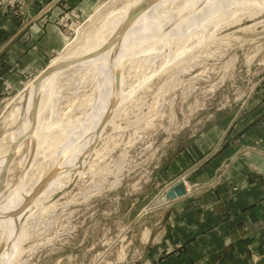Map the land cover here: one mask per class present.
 <instances>
[{"label": "rangeland", "instance_id": "1", "mask_svg": "<svg viewBox=\"0 0 264 264\" xmlns=\"http://www.w3.org/2000/svg\"><path fill=\"white\" fill-rule=\"evenodd\" d=\"M84 1L47 0L41 6L44 0H0V11L11 19L4 29L0 27L6 32L1 38L8 42L15 36L0 53V61L5 63L0 66V137L7 129H20V118L10 126L4 120L12 103L26 104L27 85L55 57L82 43L83 38L77 33H89L99 24L100 15L90 20L96 8L109 1L106 9L119 8L127 0ZM240 15L238 22L218 26L211 40L188 51L178 65L165 63L168 48L151 58L140 53L125 58V91H135L105 126L102 138L94 144L81 170L72 161L66 171L60 169L36 192L39 194L60 179L64 186L67 184L63 192L57 189L50 199L44 200L47 209L31 206L34 218L17 228V235L22 230L24 236L20 242L16 240L15 258L7 264H143L137 260L144 238L143 224L149 213L156 218L160 215L158 209L163 206L170 179L182 173L188 195L198 189L191 185L195 172L188 171L196 163L195 157L213 135L227 129L264 76V5L247 1ZM52 19L61 39L59 47L44 54L41 67L32 69L29 65L35 60L33 46H24L31 41V25ZM205 30L206 34L212 33L213 27L208 25ZM174 49L172 44L171 50ZM12 58L14 65L22 63L14 72L8 68ZM160 66L162 73L139 86L144 74L148 76ZM77 68L66 67L58 76L48 98V105H52L42 112L45 122L61 119L76 125L90 112L92 101L100 97L95 88L97 78L92 79L86 69ZM20 95L21 101L17 99ZM57 128L52 126L53 134L60 132ZM51 161L37 154L25 163L22 191L49 173ZM68 177L70 183L66 181ZM32 197L33 193H29L25 201ZM52 199L54 205L50 203ZM145 208L152 210L138 217ZM10 242L12 239L6 240L5 247Z\"/></svg>", "mask_w": 264, "mask_h": 264}, {"label": "bare ground", "instance_id": "2", "mask_svg": "<svg viewBox=\"0 0 264 264\" xmlns=\"http://www.w3.org/2000/svg\"><path fill=\"white\" fill-rule=\"evenodd\" d=\"M247 1L262 7L264 5V2L259 4L260 0H127L119 8L106 9L111 4L110 1L103 2L96 8L94 16L90 18L92 20L100 15V22L95 29L93 27L94 30L89 33L80 30L77 34L83 38L82 43L74 46L71 51L67 50L66 55L61 53L60 57H55L50 65L45 66H50L51 72L27 85L26 104L21 106V102L14 101L16 103H12L6 112L7 115L5 114L6 124L10 126L20 118L21 127L15 131H2L6 134L0 137V264H7L9 259L15 258L13 252L17 249L16 240L20 242L24 236L22 230L17 235V228L33 217L31 206H38L41 211L47 209L48 205H44V200L50 199L57 189L62 190L67 185L64 186L60 179L43 189L42 193H36L46 183L44 179L47 174L34 180L27 191H22L21 181L27 168L25 163L37 154H42L48 161L52 160L51 170L57 167L64 172L72 161L78 171L81 170L94 144L102 138L105 126L112 122L115 113L135 91V88L125 91V58L134 57L138 53L142 57L151 58L161 55V52L168 48L170 52L165 55V63L178 65L181 63L180 58L188 51L198 45H204L201 43L206 40H211L218 26L236 20L238 22ZM139 6L143 7L142 11L122 31L121 27L128 15ZM208 25H211L213 30L212 33L210 31L206 34ZM113 39L115 40L112 41ZM172 44L174 50H171ZM65 63L69 64L63 67ZM69 66L76 67L77 70V67L86 69L92 79L97 78L95 88L100 97L95 102L92 101L90 112L85 114L84 120H78L76 125L71 120L63 122L61 119L45 122L42 112L45 107H51L52 104L48 105V98L58 76ZM161 70L160 66L159 69L153 68L150 75L144 74L143 80L138 83L139 86H145L155 74L162 73ZM17 99L21 101L22 96ZM53 125L58 127V134L52 133ZM8 157L10 160L6 163ZM71 169L69 168L68 173ZM66 181L70 183L71 179L68 177ZM29 193H33L34 197L25 201ZM162 202H165V199ZM50 203L53 204V199ZM11 239L12 243L5 247L6 240Z\"/></svg>", "mask_w": 264, "mask_h": 264}, {"label": "crops", "instance_id": "3", "mask_svg": "<svg viewBox=\"0 0 264 264\" xmlns=\"http://www.w3.org/2000/svg\"><path fill=\"white\" fill-rule=\"evenodd\" d=\"M10 21L0 11V27L4 29ZM44 22L31 25V41L24 44L33 46L35 60L29 66L36 70L46 59L44 54L59 47L61 41L53 19ZM4 34L1 29L0 38ZM14 37L8 42L0 39V53ZM11 60L13 67L8 68L13 72L21 68L20 61L14 65ZM2 65L5 63L0 61ZM195 162L188 171L195 172L191 185L198 189L159 207L157 218L149 213L137 260L143 264H264V76L244 109L225 131L213 135ZM180 175L173 176L169 184Z\"/></svg>", "mask_w": 264, "mask_h": 264}, {"label": "water", "instance_id": "4", "mask_svg": "<svg viewBox=\"0 0 264 264\" xmlns=\"http://www.w3.org/2000/svg\"><path fill=\"white\" fill-rule=\"evenodd\" d=\"M142 6L137 7L136 9H133L131 11V13L128 15L126 21L124 22V24L121 27V30L124 31L132 22V20L139 14V12L142 11ZM115 39H113L112 41H114ZM111 41V42H112ZM51 72L50 66L47 68H44L33 80V82H36L37 80H40L45 74ZM10 160V157L7 158L6 163H8ZM59 168L55 167L54 169H52L48 175L45 177L44 181H47L49 178L55 176L58 172H59ZM183 176H181L177 181H175V183H173L172 185H169L165 191H164V197L163 199H165V202L161 203L162 205L168 204V203H172V202H176L181 200L182 198L187 197L188 193L186 192V187H185V182L182 179ZM208 184L204 185L203 188L207 187ZM160 204V205H161ZM152 209L148 208V209H143L139 214L138 217H140L141 215L145 214L147 211H150ZM2 245L0 246L1 249Z\"/></svg>", "mask_w": 264, "mask_h": 264}]
</instances>
